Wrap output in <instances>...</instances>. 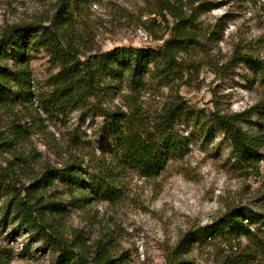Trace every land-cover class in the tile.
Here are the masks:
<instances>
[{"label": "rangeland", "instance_id": "1", "mask_svg": "<svg viewBox=\"0 0 264 264\" xmlns=\"http://www.w3.org/2000/svg\"><path fill=\"white\" fill-rule=\"evenodd\" d=\"M167 1L0 0V32L15 23L49 25L67 5L83 60L115 47L159 50L174 35L176 24ZM183 2L187 12H195L198 39L182 53L180 74L148 75L141 84L129 79L123 87L102 89L89 108L80 104L60 112L61 105L49 96L60 68L42 50L30 56L31 94L25 98L15 86L10 101L0 103V138L13 137L19 128L29 134L13 150L0 151V172L6 174L10 163L19 165L15 185L20 188L40 176L47 164L59 169L72 161L83 164L91 198L79 204L59 180L50 198L63 203L60 219L66 229H80L93 248L96 241L107 242L116 264H169L186 234L244 207L256 213L251 221L245 216V223L264 240V139L259 149L263 158L244 166L212 119L216 109L231 113L254 106L252 129L264 138V76L246 62L231 61L237 52L264 61V0ZM5 57L14 65L12 48ZM133 93L150 118L177 93L196 111L192 121L178 122L176 148L166 151L167 162L150 177L135 166L118 165L113 152L117 140L93 106L126 108ZM242 240L249 242L246 235ZM229 254L231 243L221 239L195 245L190 252L198 264H220ZM52 256L50 245L21 227L2 198L0 260L50 264Z\"/></svg>", "mask_w": 264, "mask_h": 264}, {"label": "trees", "instance_id": "2", "mask_svg": "<svg viewBox=\"0 0 264 264\" xmlns=\"http://www.w3.org/2000/svg\"><path fill=\"white\" fill-rule=\"evenodd\" d=\"M183 6V0L178 3L167 1L166 8L176 19V24L173 27L174 35L165 41L163 48L115 47L84 56V60L77 36L72 31L73 11L67 5L61 6L49 25L15 23L7 26L0 32V103L10 101L15 86L21 96L27 98L31 94L30 56H36L42 50L60 68V72L52 78L49 93L51 101L61 105L60 112L80 104L89 108L92 99L102 89L123 87L129 79L141 84L148 75L169 78L180 74L179 59L182 53L189 51L198 39L194 28L197 18L195 12H187ZM10 48L15 56L14 65H10L9 59L5 57ZM231 61L246 62L264 76V61L254 55L237 52ZM14 67L17 73H13ZM127 72L130 73L129 77H126ZM130 96L126 108L119 105L109 109L97 104L93 106L105 116L110 124V132L117 140L113 152L118 165L135 166L139 173L147 177L157 175L167 162L166 151L176 148V125L180 121H192L196 111L177 93L150 118L136 94ZM255 110L254 106L231 113L216 109L212 114L213 122L230 139L238 162L244 166H253L263 158L259 149L264 138L252 129L256 123L252 119ZM27 137L28 131L20 128L13 137H1L0 151L13 150L16 142ZM18 167L10 163L6 174L0 172V200L5 199V205L18 216L21 227L50 245L53 251L50 264H116L107 242L96 241L93 248L88 245L80 229H66L60 219L63 203L50 198L51 189L58 180L67 185L79 204L91 198L88 194L92 187H87L83 164L72 161L65 169L47 164L40 176L29 185L22 183L20 188L15 185L20 180L17 177L20 171ZM255 214L250 208L244 207L239 214L228 211L212 223L198 226L181 239L169 264H198L190 255L193 247L205 246L219 239L231 243L233 251L220 264H252L259 257L261 260L256 261L257 264H264V240L250 230L244 219L247 216L251 221ZM243 235L249 242H243ZM0 262L9 264L7 259Z\"/></svg>", "mask_w": 264, "mask_h": 264}]
</instances>
